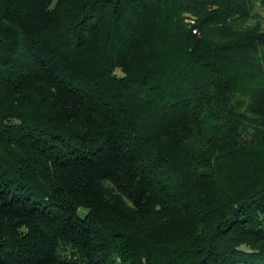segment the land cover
Masks as SVG:
<instances>
[{
    "label": "trees",
    "instance_id": "16d2710c",
    "mask_svg": "<svg viewBox=\"0 0 264 264\" xmlns=\"http://www.w3.org/2000/svg\"><path fill=\"white\" fill-rule=\"evenodd\" d=\"M0 264H264V0H0Z\"/></svg>",
    "mask_w": 264,
    "mask_h": 264
},
{
    "label": "built area",
    "instance_id": "2783aa9c",
    "mask_svg": "<svg viewBox=\"0 0 264 264\" xmlns=\"http://www.w3.org/2000/svg\"><path fill=\"white\" fill-rule=\"evenodd\" d=\"M187 21L194 22V20H193V19H191V18H188V19H187ZM194 31H196V29H194Z\"/></svg>",
    "mask_w": 264,
    "mask_h": 264
}]
</instances>
